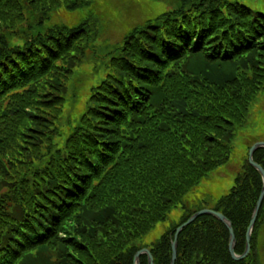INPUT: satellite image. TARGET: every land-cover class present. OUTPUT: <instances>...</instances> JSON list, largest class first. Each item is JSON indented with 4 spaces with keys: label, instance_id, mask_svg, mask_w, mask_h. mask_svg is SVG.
<instances>
[{
    "label": "trees",
    "instance_id": "trees-1",
    "mask_svg": "<svg viewBox=\"0 0 264 264\" xmlns=\"http://www.w3.org/2000/svg\"><path fill=\"white\" fill-rule=\"evenodd\" d=\"M93 2L0 0V264H133L138 241L180 205V220L147 248L153 264H169L175 229L202 210L184 196L227 162L264 89V15L232 0H173L107 53L72 116L68 83L98 21L48 23ZM253 161L264 170L263 148ZM261 186L245 159L213 205L238 255ZM263 205L244 259H231L226 227L201 215L178 234L174 264H257Z\"/></svg>",
    "mask_w": 264,
    "mask_h": 264
},
{
    "label": "rangeland",
    "instance_id": "rangeland-1",
    "mask_svg": "<svg viewBox=\"0 0 264 264\" xmlns=\"http://www.w3.org/2000/svg\"><path fill=\"white\" fill-rule=\"evenodd\" d=\"M173 0H94L93 4L82 11H61L54 14L48 24L75 25L88 14L98 21L99 33L97 39L86 52L81 64L74 70L68 83V101H71L72 90L77 98L76 105L70 108V114L76 115L81 109L83 100L89 94L90 86L97 83L103 73L102 62L107 53L119 45L124 35L135 26H142L146 21L155 19L158 15L172 9ZM248 7L252 11L264 15V0H232ZM75 81L74 86L72 82ZM63 121V124H70ZM66 120V121H67ZM256 143H264V89L251 102L244 122L236 127L231 142V152L226 163L208 174L197 186L190 190L183 201L190 210H210L234 185V179L241 172L248 151ZM183 210L180 205L171 209L164 221L155 223L153 228L144 235L138 243L147 249L150 244L177 223ZM264 205L260 213L256 229L257 264H264ZM263 220V221H262ZM262 222V223H261Z\"/></svg>",
    "mask_w": 264,
    "mask_h": 264
},
{
    "label": "water",
    "instance_id": "water-1",
    "mask_svg": "<svg viewBox=\"0 0 264 264\" xmlns=\"http://www.w3.org/2000/svg\"><path fill=\"white\" fill-rule=\"evenodd\" d=\"M258 148L264 149V143H256L253 146H251L249 148L248 156H247V161H248L249 165L259 173V175L261 177L262 186H261L259 197L255 203L253 212L251 214L250 221H249L248 226L246 228L245 247H244L243 253L238 255L234 252L235 236H234V232H233L231 223L226 219V217H224L221 213L216 212L214 210L202 209V210L195 212L184 223H182L181 225H179L175 229L173 239L171 242V258H170L169 264L175 263L176 254H177V252H176V246H177L176 241H177L178 234L180 233V231L185 226L192 223L197 217H199L201 215H210V216L216 218L218 221H220L226 227V229L228 231V236H229L228 237V252H229V255H230L232 260H234V261L242 260L249 254L251 233L253 231L254 224L256 222L262 201L264 199V170L262 169V167L259 164H257L256 162L253 161V153ZM143 253H145L147 256V264H153L152 256H151L150 252L145 248H143V249H141L135 253L134 258H133V264H139V256Z\"/></svg>",
    "mask_w": 264,
    "mask_h": 264
},
{
    "label": "flooded vegetation",
    "instance_id": "flooded-vegetation-1",
    "mask_svg": "<svg viewBox=\"0 0 264 264\" xmlns=\"http://www.w3.org/2000/svg\"><path fill=\"white\" fill-rule=\"evenodd\" d=\"M210 210H212V209H210ZM217 212V211H216ZM220 213V212H219ZM262 219L264 220V215L262 216ZM262 220V221H263ZM262 223V222H261ZM144 255H146L145 253H143ZM147 257V256H146ZM195 264H198L197 262L195 263Z\"/></svg>",
    "mask_w": 264,
    "mask_h": 264
}]
</instances>
